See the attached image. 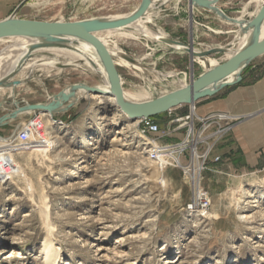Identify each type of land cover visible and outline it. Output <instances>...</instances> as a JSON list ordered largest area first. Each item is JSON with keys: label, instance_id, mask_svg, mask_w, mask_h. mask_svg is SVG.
<instances>
[{"label": "rangeland", "instance_id": "obj_1", "mask_svg": "<svg viewBox=\"0 0 264 264\" xmlns=\"http://www.w3.org/2000/svg\"><path fill=\"white\" fill-rule=\"evenodd\" d=\"M104 1L30 0L17 17L75 22L101 14ZM136 35L138 39L117 37L114 41L132 60L141 59L149 69L145 75L116 67L124 89L142 92L138 98L147 93L157 99L177 90L183 78L190 83L192 77L197 79L205 72L196 62L192 69L193 57L188 52L142 37L141 32ZM241 37L232 33L190 41V45L202 53L228 44L233 45L232 50L238 48ZM12 44L0 42V52ZM210 57L219 64L227 61L225 53ZM11 78L19 81L21 72H14ZM82 84L97 87L104 81L90 67L59 65L58 69L37 71L32 79L13 86L17 87L14 95L0 97V118L16 111L18 105L48 104L61 92ZM202 103L205 101L195 104L201 117ZM75 105L54 118L37 111L46 152L31 162L32 147L18 148L22 151L14 155L35 187L45 188V203L38 193L36 198L22 193L23 183L16 180L0 188V264H45V217L56 226L54 244L61 253L60 264H264V145L250 136L253 115L219 123L221 127H248L250 150L235 145L234 128L219 140L201 178V189L212 201L208 215L202 217L187 209L194 196L189 173L177 167L169 149L160 151L149 145L150 138H158L157 145L162 147L180 143L185 130L177 129L181 123H170L187 116L189 106L152 118L161 133L146 136L143 124L132 122L111 96L91 95ZM19 121L0 128V138L6 143L23 126ZM218 156L220 161L214 162ZM234 191L239 192L233 202L213 210L216 200Z\"/></svg>", "mask_w": 264, "mask_h": 264}, {"label": "water", "instance_id": "obj_2", "mask_svg": "<svg viewBox=\"0 0 264 264\" xmlns=\"http://www.w3.org/2000/svg\"><path fill=\"white\" fill-rule=\"evenodd\" d=\"M29 1H23L10 17L0 21V39L17 36L32 37L40 39L42 41L40 46L43 48H67L70 43H84L91 46L96 51L111 85V92L107 95L115 98L121 112L132 122L151 119L169 113L182 106H194L203 99L214 97L221 90L239 84L242 81L244 70L252 62L264 55V39L262 38L264 6L253 20L239 21L228 17L217 7V4L221 0H189V5L192 10L201 8L213 11L222 19L239 26L241 32L238 36L250 35V44L237 51L224 63L209 69L205 68V72L197 79L192 77L189 85L186 87L164 94L148 103L131 104L125 98L121 76L111 55L107 48L93 34L123 27L127 28V30H132L130 26L147 15L154 5L155 0H143L137 11L125 17L97 18L77 22H44L18 18V13ZM137 30L142 31V29ZM188 47L193 48V45L190 46L189 43ZM231 48H233V45H230L228 48H215L206 53H202L201 56L210 57L226 53ZM130 62L134 61L131 59ZM193 66L192 60V69ZM231 76L234 77L232 81L229 80ZM20 82L16 81L13 85L18 86ZM1 86L2 84H0ZM69 89L70 92H67V90L61 92L48 104L27 105L22 108L18 105L16 111L0 118V128L11 124L7 122L17 119L20 113L26 111H42L45 114H50L53 118L65 113L75 106V100L79 90H86L92 94L101 93L99 88L87 85H74ZM1 108H3V104H0Z\"/></svg>", "mask_w": 264, "mask_h": 264}, {"label": "bare ground", "instance_id": "obj_3", "mask_svg": "<svg viewBox=\"0 0 264 264\" xmlns=\"http://www.w3.org/2000/svg\"><path fill=\"white\" fill-rule=\"evenodd\" d=\"M149 15V12L146 16ZM151 15V14H150ZM147 18V17H146ZM141 20L135 22L132 24L130 29L133 31H128L127 28H119L116 30H110L105 32H99L93 34L96 39H98L108 50L109 54L111 55L113 62L115 66H123L125 68H130L132 70L140 71L143 74L149 73V69L145 67L141 63L140 60H133L134 63L130 62L131 58L124 52L123 49L119 48L118 43L114 40L117 39V37H126L131 39H138L139 37L136 35V32H140L138 27L140 26L141 36L145 37L147 39H152L160 43H164L168 45L169 47H172L180 52H188L193 58V62H196L200 65H202L204 68H212L218 65L219 63L214 60L211 57H202V52L195 49L194 47H188L186 44H181L177 41L170 40L169 37L163 33L160 32V34L154 33L152 29L147 27L146 25H141ZM161 29V28H160ZM136 30V31H135ZM159 32V30L157 31ZM262 38L264 39V23L262 26ZM9 41L13 43L7 50L4 52H0V84L2 86L0 87V97L4 96H11L14 95L16 92L17 87H13L14 78H11V75L16 72H21V79L19 81H24L27 79H32L33 74L37 71L45 72L49 70L58 69V66L60 67H74V68H81L83 70L84 67H90L92 71L95 73L98 71V74L103 79L104 84L97 86L101 93L99 95L108 94L111 92V85L108 81L106 71L104 67L102 66L99 57L96 53V51L89 45L80 43V44H73L70 43L67 48H43L40 46V43L42 41L40 39L27 37V36H17V37H10V38H4L0 39V42ZM251 42L250 35L248 36H242L240 40L237 41L238 48L236 49H230L226 53V59H230L237 51L241 50L242 48L248 46ZM113 45V47H111ZM191 46V45H190ZM147 57V56H146ZM145 57V58H146ZM143 59V58H142ZM177 75V74H176ZM234 79L233 76L229 78L230 81ZM122 86L124 85V81L121 78ZM10 85V86H9ZM86 85V84H82ZM189 85V83L186 81V78L182 79V83L179 86L178 89L186 87ZM215 85V84H214ZM31 89V88H30ZM124 95L126 100L131 104H144L150 102L151 98L147 95V93L143 94L141 98H138L142 92H129L126 89L123 88ZM67 92H70V89L67 90ZM28 95V94H27ZM35 95V94H33ZM91 95H97L87 92L86 90H79L77 92V98L75 100V103L77 104L82 99L89 98ZM113 103L117 105L116 100L114 97H112ZM28 105V104H27ZM76 106V105H75ZM118 106V105H117ZM37 111H26L22 112L17 116V119L10 120L7 123H12L16 120H21L19 122L23 125H27L29 122V119L32 115H34ZM42 112V111H40ZM222 118H226V115H222ZM27 118V120L25 119ZM20 127V126H19ZM20 129V128H19ZM17 130V128H16ZM45 137V136H44ZM43 137L42 144L33 145L31 146L32 152L28 155V160L31 162V159L34 158V156H41L43 152H46L47 143L45 138ZM0 145L1 147L6 146V139L3 137L0 138ZM149 145H157L156 142H149ZM23 146V145H21ZM156 147V146H155ZM25 148V147H23ZM18 150V149H17ZM19 151V150H18ZM22 150L19 151V153ZM26 151V149H25ZM24 151V153H25ZM30 151V149H29ZM15 154H12L10 156V159L14 162V164L17 167H20L18 165V162L15 161ZM23 155V154H21ZM44 155V154H43ZM171 155H175V153H171ZM25 156V154L23 155ZM26 157V156H25ZM36 160V159H35ZM45 160V159H43ZM28 162V161H27ZM175 163L177 167L183 171L188 173L187 168L185 167V164L181 157L175 155ZM31 168V165H29ZM27 167V168H29ZM26 168V167H25ZM31 170V169H30ZM28 170H21L19 168V172L17 175H15L12 180H16L17 183H23L21 188L22 193H28L31 197H35L34 194L38 193L40 198L39 200H44L45 195V188L38 187L31 182L29 177ZM32 177V176H31ZM191 179V178H190ZM192 181V180H191ZM34 184V185H33ZM193 185H198V181L193 182ZM36 186V187H35ZM239 191L234 192H227L225 194V197H222L214 202V208L213 210H217L225 203H231L234 200L235 195ZM243 190L240 188V193ZM241 195V194H240ZM36 198V197H35ZM34 198V199H35ZM243 198V197H242ZM240 199V198H239ZM36 200V199H35ZM242 200V199H241ZM38 203V202H37ZM45 203V200H44ZM212 203V201H211ZM237 203V202H235ZM238 205V204H237ZM43 211V210H42ZM204 213V211H203ZM212 214V213H211ZM208 214H202V217H206ZM44 217V216H43ZM211 217V216H210ZM50 219V218H49ZM45 217L43 224L45 227V233L46 237L44 239V242L42 244L43 246V255H44V263L45 264H60L62 257L60 250L56 248L54 244V237L56 232V226L51 222V219L49 220ZM43 220V219H42Z\"/></svg>", "mask_w": 264, "mask_h": 264}, {"label": "crops", "instance_id": "obj_4", "mask_svg": "<svg viewBox=\"0 0 264 264\" xmlns=\"http://www.w3.org/2000/svg\"><path fill=\"white\" fill-rule=\"evenodd\" d=\"M23 1L25 0H0V21L10 17ZM142 1L105 0L99 8L102 11L101 14L78 21L125 17L137 11ZM263 6L264 0H221L217 4V7L228 17L239 21L253 20ZM140 24L151 25L154 33L164 32L172 40L189 41V43L194 40L227 36L232 33L239 35L241 32L239 26L222 19L213 11L201 8L191 10L189 0H155L149 15L142 18ZM138 29L141 27L139 26ZM158 30L159 32H157ZM230 45L228 44L224 48H228ZM221 47L223 46L218 48ZM258 59H256L258 60L256 63L252 62L244 70L242 81L239 84L221 90L210 100L199 101H205L200 106L199 113L202 116L210 113H226L225 119L230 117L238 119L253 115V122L250 125L253 128L249 129L252 133L250 136L257 139V142L262 146L264 145V55ZM236 126L233 131L235 145H238L242 150L245 148L250 150L247 147L249 140L246 137V133L249 131L248 127L243 124Z\"/></svg>", "mask_w": 264, "mask_h": 264}, {"label": "built area", "instance_id": "obj_5", "mask_svg": "<svg viewBox=\"0 0 264 264\" xmlns=\"http://www.w3.org/2000/svg\"><path fill=\"white\" fill-rule=\"evenodd\" d=\"M189 108L190 112L187 116L178 118L170 123V126L181 123L177 128L185 130V135L181 142L168 147H162L160 144L154 146L159 147L160 151L169 149L170 152L181 157L188 170L187 172L191 176V180L193 182L198 181V185H193L194 196L187 206V209L192 212H198L202 216V214H208L211 206V199L209 195L201 189V178L207 170L208 161L211 159L215 146L221 138L234 128L233 125L221 127L219 123L226 121L230 122L236 119L234 117L228 119L222 118L221 116L226 115V113H213L201 117L197 114L196 105L193 107L189 106ZM39 121H41L40 117L36 113L33 121L29 122L27 125H23L20 129L15 131L12 137H9L6 146L1 147L0 145V188L3 187L5 182L12 180L19 172V167L10 159L12 154L18 152V148H23L22 146L18 147V145L31 147L43 143L39 142L40 140L43 141L41 132L42 124L39 123ZM140 122L143 124V133L146 136L161 133L160 126L155 123L152 118L143 119ZM215 124H218L219 128L215 132L207 134ZM157 140L159 141L158 138H150L152 142H156ZM154 146H152V148H155ZM219 161V156L214 159V162Z\"/></svg>", "mask_w": 264, "mask_h": 264}]
</instances>
